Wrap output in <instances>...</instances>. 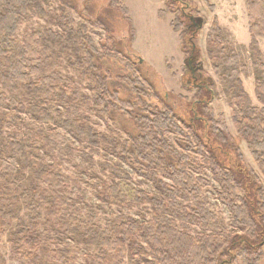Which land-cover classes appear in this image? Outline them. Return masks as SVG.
<instances>
[{"label": "trees", "instance_id": "obj_1", "mask_svg": "<svg viewBox=\"0 0 264 264\" xmlns=\"http://www.w3.org/2000/svg\"><path fill=\"white\" fill-rule=\"evenodd\" d=\"M201 1L214 11L210 0ZM243 1L249 23L252 67L257 73L254 96L260 106L252 104L243 88L239 57L231 52L228 58L223 57V65L229 68L236 135L264 178V63L257 41L264 39V2ZM163 2L164 9L158 12V18L174 16L171 27L180 32V49L187 55L184 69L197 90V102L193 103L188 120L177 116L170 106L164 110L149 107L142 99L150 95L135 85L131 86L133 103L124 102L116 92H111L109 78L93 60L95 55L105 57L110 53L107 47L110 38L107 35L108 43L99 54L86 28L82 25L74 28L70 8L61 6L58 12L51 11L47 8L49 0H0V109L8 112V119L15 123L21 115H28L42 126L63 130L75 142L86 144L90 151L101 149L129 167L154 192L137 189L127 171L107 166L110 180L98 188L97 200L119 208L147 204L151 218L139 222L126 215L102 228L96 224V216L91 215L83 223L66 215L70 205L55 192L65 189L61 175L53 166L34 159L32 149L40 144L87 161L91 160L89 154L71 147L52 129L46 132L29 129L23 136L8 138L7 157L0 153V239L6 223L18 219L21 210L15 206L21 201L27 222L12 240L20 264H48L39 256L47 240L43 226L55 233L63 232L84 249L92 250L84 256V264H124L126 259L130 264H259L262 260L264 186L245 166L223 115L215 117L208 106L214 82L204 74L194 43L203 19L197 11L194 16L188 15V5L183 0ZM179 4L184 7H178ZM109 7L127 17L123 0H110ZM32 13L48 18L57 29L36 32L20 41L18 27L29 22ZM211 30L215 36L209 43L218 46L222 31L216 18ZM63 57L71 58L72 67L81 68L80 75L88 82L90 96L56 73L57 62ZM21 90L28 97L27 103L16 97ZM69 108L75 110V118H62L58 109ZM112 110H119L131 119L138 132L136 136L122 141L85 123L89 115L104 118ZM171 135L181 139L177 147L169 143ZM192 154L199 159H193ZM27 170L33 182L28 189L21 190L19 184ZM206 170L217 187V203L229 214L227 222L203 194L204 188L210 186V181L204 178ZM15 187L20 193L18 198L11 193ZM59 253L64 257L62 264H66L71 252L57 250L54 258ZM0 264H4L1 256Z\"/></svg>", "mask_w": 264, "mask_h": 264}, {"label": "rangeland", "instance_id": "obj_2", "mask_svg": "<svg viewBox=\"0 0 264 264\" xmlns=\"http://www.w3.org/2000/svg\"><path fill=\"white\" fill-rule=\"evenodd\" d=\"M49 1L47 8L51 11L58 12L61 6L70 8L74 28L81 25L86 28V34L92 39L99 54L104 51L103 47L108 43L107 35L109 36L110 43L107 47L110 53L105 57L95 55L93 60L95 65L100 66L103 75L109 78V90L116 92L120 100L133 103L135 99L131 86L135 85V88L150 95L142 99L149 107L164 110L166 106H170L177 116L185 120L189 119V111L193 103L197 102V90L190 75L184 69L187 55L180 49L178 37L180 32H175L171 27L174 16L167 14L163 20L158 18V12L164 9L163 0H123L128 10L127 17L111 10L110 0ZM183 1L186 6L188 5L186 9L188 15L194 16L197 11L203 19L202 28L195 36L194 43L204 74L211 77L214 82L213 97L208 106L213 109L215 117L223 115L230 134L243 154L245 166L260 178L264 186V178L254 164L250 152L236 135L232 119L235 110L234 100L228 83L229 68L223 65V57L228 58L231 52L239 57L238 66H242L239 68L243 88L251 98L252 104L255 107L260 106L254 96V81L257 73L252 67L253 58L249 51L251 39L244 1L210 0V5L214 7L213 12L201 0ZM178 7L184 6L179 4ZM30 16L29 22L18 27L17 36L20 41L29 39L36 32L57 29L48 18H40L33 13ZM214 18L218 20L222 31V42L218 46L209 43L215 36L211 30ZM257 41L264 63V39L258 38ZM69 60H71L69 57L59 59L56 73L72 83L82 94L90 96L91 93L86 87L88 82L80 75L81 68L72 67ZM16 97L22 103L28 102L23 90L16 94ZM58 110L64 119L75 118L73 108ZM53 114L57 116L56 112ZM85 123L97 132L111 134L122 141L138 133L131 119L119 110H112L109 116L104 118L89 115ZM29 129H42L44 132L52 129L61 134L71 147L82 150L91 158L87 161L80 156L40 144L32 149L34 159L53 166L61 175L65 189L55 192L70 205L66 209V215L73 216L83 223H87L89 216L95 215L96 224L102 228L126 215L139 222L150 220L147 204L119 208L112 204H101L96 198L100 185L110 180L107 166L127 171L134 187L149 194L154 193L150 184L137 176L129 167L106 155L101 149L90 151L86 144L75 142L65 131L42 126L28 115H21L15 123H12L8 119V112L0 109V153L4 158L8 155V138L15 135L23 136ZM200 134L203 136L205 131L202 130ZM168 140L177 147V141L181 139L171 135ZM191 156L195 160L199 159L197 155ZM204 173V178L210 181V186L204 188L203 194L215 205L221 218L227 222L229 214L215 199L217 187L211 182L210 172L206 170ZM31 182H33L31 172L24 171L19 188L26 190ZM41 187L47 189L45 185ZM11 193L17 198L20 195L16 187L11 189ZM15 208L21 210L19 217L6 223L4 235L0 239V256L4 259V264H20L13 252L12 240L21 230V226L27 222V214L21 201L18 200ZM42 231L46 232L47 240L43 244V249L39 251V256L48 264H62L64 257L61 253L54 258L57 250L64 249L71 252L66 264H84V256L93 252L84 249L80 243L63 232L55 233L48 226H43ZM124 264L130 263L126 259ZM259 264H264V256Z\"/></svg>", "mask_w": 264, "mask_h": 264}, {"label": "water", "instance_id": "obj_3", "mask_svg": "<svg viewBox=\"0 0 264 264\" xmlns=\"http://www.w3.org/2000/svg\"><path fill=\"white\" fill-rule=\"evenodd\" d=\"M140 62H141V60H140Z\"/></svg>", "mask_w": 264, "mask_h": 264}, {"label": "crops", "instance_id": "obj_4", "mask_svg": "<svg viewBox=\"0 0 264 264\" xmlns=\"http://www.w3.org/2000/svg\"><path fill=\"white\" fill-rule=\"evenodd\" d=\"M251 99V98H250Z\"/></svg>", "mask_w": 264, "mask_h": 264}]
</instances>
